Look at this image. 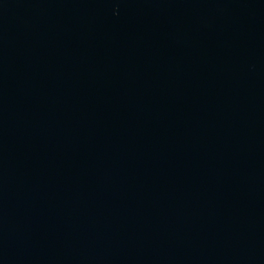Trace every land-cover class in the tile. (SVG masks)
Here are the masks:
<instances>
[{"label": "water", "instance_id": "obj_1", "mask_svg": "<svg viewBox=\"0 0 264 264\" xmlns=\"http://www.w3.org/2000/svg\"><path fill=\"white\" fill-rule=\"evenodd\" d=\"M0 264H264V0H0Z\"/></svg>", "mask_w": 264, "mask_h": 264}]
</instances>
